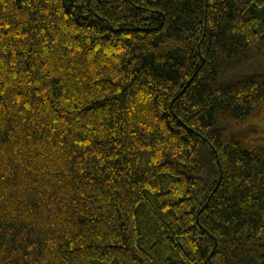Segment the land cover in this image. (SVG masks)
Masks as SVG:
<instances>
[{
    "label": "trees",
    "instance_id": "1",
    "mask_svg": "<svg viewBox=\"0 0 264 264\" xmlns=\"http://www.w3.org/2000/svg\"><path fill=\"white\" fill-rule=\"evenodd\" d=\"M264 0H0V264H264Z\"/></svg>",
    "mask_w": 264,
    "mask_h": 264
},
{
    "label": "rangeland",
    "instance_id": "2",
    "mask_svg": "<svg viewBox=\"0 0 264 264\" xmlns=\"http://www.w3.org/2000/svg\"><path fill=\"white\" fill-rule=\"evenodd\" d=\"M262 127L264 128V125ZM261 238H262V240H264V229H263V231L261 233Z\"/></svg>",
    "mask_w": 264,
    "mask_h": 264
}]
</instances>
